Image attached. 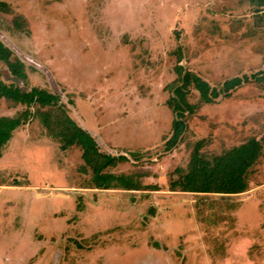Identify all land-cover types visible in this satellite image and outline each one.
Instances as JSON below:
<instances>
[{"label":"rangeland","instance_id":"1","mask_svg":"<svg viewBox=\"0 0 264 264\" xmlns=\"http://www.w3.org/2000/svg\"><path fill=\"white\" fill-rule=\"evenodd\" d=\"M0 1L12 9L0 12V40L28 74L17 80L0 61V81L59 95L102 151L129 158L107 171L142 185L88 188L81 150H62L30 117L0 162V264H264V86L200 105L185 140L165 151L178 65L213 87L264 68L259 0ZM26 109L0 99V116ZM252 138L263 154L247 192L169 191L195 142L212 156Z\"/></svg>","mask_w":264,"mask_h":264},{"label":"trees","instance_id":"2","mask_svg":"<svg viewBox=\"0 0 264 264\" xmlns=\"http://www.w3.org/2000/svg\"><path fill=\"white\" fill-rule=\"evenodd\" d=\"M259 2L264 5V0ZM0 12L10 13L12 9L7 2L0 1ZM16 25L20 24L16 22ZM182 50L181 46L178 47L180 59ZM0 61L7 66L14 78L27 82L25 64L19 58L13 59L12 50L1 40ZM177 72L178 83L169 86L171 93L167 104L173 112V121L171 133L165 138L166 152L172 151L185 140L188 130L187 118L193 115L200 105L215 104L221 98L231 97L235 90L247 84L257 83L264 86V68L251 75L227 79L219 87H213L197 74L185 71L182 65L177 66ZM191 88L199 94L197 105L189 101ZM26 90L24 91L22 86L0 81V99H5L12 107H27L26 111L18 116H0V158L3 157V150L12 140L15 131L24 126L30 117L36 116L47 134L61 144L62 150H81L84 164L80 170L92 175L88 188L142 190L141 183L137 182L133 175H115L107 171L120 162L128 161L129 158L102 151L92 134L71 117L68 106L59 95L40 87ZM207 143V140L194 143L187 166L177 167L170 174L169 191L220 196H235L247 192L250 171L263 154L262 141L252 138L212 156L203 152ZM148 188L158 190L157 185H148Z\"/></svg>","mask_w":264,"mask_h":264},{"label":"crops","instance_id":"3","mask_svg":"<svg viewBox=\"0 0 264 264\" xmlns=\"http://www.w3.org/2000/svg\"><path fill=\"white\" fill-rule=\"evenodd\" d=\"M71 115H72V113H71ZM73 119H74V117H73V115L71 116ZM75 120V119H74ZM76 121V120H75ZM77 122V121H76ZM78 124V123H77ZM79 125V124H78ZM81 127H82V125H80ZM82 128H84V127H82ZM85 129V128H84ZM86 130H88L91 134H92V136L97 140V138H96V135L95 134H93L92 133V131L91 130H89V129H86ZM98 142V141H97ZM99 144V143H98ZM1 159L2 158H0V162H1ZM183 193V192H182Z\"/></svg>","mask_w":264,"mask_h":264}]
</instances>
